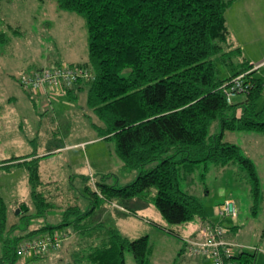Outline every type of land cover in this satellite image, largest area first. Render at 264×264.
Segmentation results:
<instances>
[{
	"label": "trees",
	"instance_id": "trees-1",
	"mask_svg": "<svg viewBox=\"0 0 264 264\" xmlns=\"http://www.w3.org/2000/svg\"><path fill=\"white\" fill-rule=\"evenodd\" d=\"M53 1L59 10L80 15L87 32L86 62L53 65L80 67L90 74L65 89L64 96L73 97L74 88L86 90V105L101 124L91 123V127L100 138L114 140L124 170L137 171L136 178L121 188L99 185L97 193L103 199L144 198L154 190V206L169 224L194 218L206 221L208 213L198 198L180 188V174H192L199 164L236 163L254 202H259L260 184L253 163L240 155L238 146L222 142L224 131L264 135V105L259 106L264 85L250 71L252 64L241 57L240 49L229 43L225 12L232 0ZM233 60L236 68L231 75L220 77L218 63L229 65ZM248 71L249 92L240 94L241 101L233 99L228 104L222 85ZM18 84L25 94L34 95L19 80ZM216 120L220 131L210 134ZM34 156L8 161L27 171L32 210L17 213L20 227L13 225L8 231L20 234L2 240L3 260L14 264L21 258L16 254L20 242L67 226L70 230L64 232L75 235L69 264H124L125 250L136 264H148L147 236L128 239L101 221H88L90 211L69 208L56 227L28 230L30 219L45 220L55 209L41 180V157ZM91 194L95 200L100 198ZM6 225V205L0 196V238ZM45 255H33L28 261ZM234 258L237 264H254L253 255L246 252Z\"/></svg>",
	"mask_w": 264,
	"mask_h": 264
},
{
	"label": "rangeland",
	"instance_id": "rangeland-1",
	"mask_svg": "<svg viewBox=\"0 0 264 264\" xmlns=\"http://www.w3.org/2000/svg\"><path fill=\"white\" fill-rule=\"evenodd\" d=\"M244 23L249 25L248 21ZM15 29L17 33L13 32ZM0 33L3 34L0 36V196L7 213L6 233L0 238V264H8L2 259V240L20 234L16 230L8 231L13 225L20 227L17 210L23 204L28 212L32 208L25 167H4L2 163L33 154L41 157V180L47 184L48 200L55 209L45 220L30 219L28 230L47 225L56 227L63 213L75 207L82 213L90 211L88 221H101L128 239L147 236L148 264H188V260L197 258L184 250L180 254L179 250L183 240L198 231V218L183 224H169L154 206V190L144 198L113 202L97 193L101 184L117 188L129 184L136 178L137 171L124 170L115 154L114 140L100 138L91 127V123L101 124L86 105V90L76 99H69L63 93L47 99L41 93L28 96L19 87L18 80L23 73H33L57 63L77 65L87 61L84 19L77 13L59 10L53 0H2ZM258 64L254 71L264 65V60ZM235 65V60L229 65L218 63L220 77L232 72ZM259 75H264V67ZM242 98L238 95L234 100ZM263 105L264 96L259 101V106ZM219 131L216 120L210 126V134ZM222 142L238 146L240 155L253 163L260 184L259 202H254L249 184L242 177L244 173L236 163L199 164L192 174H180V188L197 197L205 210L213 213L212 221L220 220L227 227L232 220L218 218L216 206L225 199L233 200L237 206L238 230L234 236L229 234L233 239L228 240L241 246L234 249L236 254L246 252L254 257L257 253L254 262L264 264V135L224 131ZM73 144L78 145L72 147ZM66 146L70 148L64 149ZM56 148L61 150L45 153ZM92 192L100 198L95 200ZM61 228L70 230L67 226ZM74 241L75 235L71 233L57 251L47 253L44 259L25 263L31 259L26 257L17 259L14 264H69ZM245 241L261 248L240 244ZM124 264H136L128 250L124 251Z\"/></svg>",
	"mask_w": 264,
	"mask_h": 264
},
{
	"label": "built area",
	"instance_id": "built-area-1",
	"mask_svg": "<svg viewBox=\"0 0 264 264\" xmlns=\"http://www.w3.org/2000/svg\"><path fill=\"white\" fill-rule=\"evenodd\" d=\"M260 65L252 64L250 71ZM230 77L221 89L226 102L231 104L233 99L240 94H247L251 88L246 75L250 72ZM90 74L80 67L69 68L67 65L57 67H45L31 75H22L19 79L20 86L33 94L41 93L47 99L65 93V89L71 88L80 78H89ZM218 218L236 220L238 212L236 203L231 199H225L216 206ZM228 227L220 220L203 221L195 235L183 240V250L193 256L209 259L210 264H237L235 260V248L241 246L228 242L226 239ZM66 232L54 230L51 233L35 236L20 242L16 254L21 258L33 255L47 254L57 251L67 239ZM241 253V252H240Z\"/></svg>",
	"mask_w": 264,
	"mask_h": 264
},
{
	"label": "crops",
	"instance_id": "crops-1",
	"mask_svg": "<svg viewBox=\"0 0 264 264\" xmlns=\"http://www.w3.org/2000/svg\"><path fill=\"white\" fill-rule=\"evenodd\" d=\"M225 20L226 27L229 32V43L233 48H239L241 51V57L246 60L249 64H258L264 60V0H232L229 7L225 12ZM244 21H248L249 25L246 26ZM260 49V50H259ZM259 51V52H256ZM263 51V52H261ZM264 67L261 66L257 71L254 72V76L259 78L264 85V75H259L260 69ZM231 72H228L225 76H230ZM83 90H78L77 88L73 89V97L76 99L78 94ZM264 96L261 97V99ZM73 97H68L69 99ZM235 101V100H234ZM241 101V100H240ZM238 102V101H235ZM97 139V138H96ZM80 144V143H79ZM81 143L80 145H83ZM78 144H73V146H77ZM70 146L64 147V149H68ZM61 150L60 148L52 149L50 151H46L45 153L52 151ZM4 166H11V162H4ZM123 168V167H122ZM208 221H212L211 216L213 213L208 212ZM200 221V220H199ZM203 221H200V224ZM222 223V222H221ZM38 228V227H37ZM237 225L236 220H232L231 226L228 227L226 239L232 240L234 234H237ZM229 234L232 236L228 237ZM232 237V238H231ZM182 243V240H181ZM232 243V242H231ZM244 244L251 247L261 248L260 245H255L254 243L248 242H240V244ZM182 245V244H181ZM258 250V249H257ZM180 254L183 253V247L180 248ZM264 253V250H262ZM236 253V252H235ZM253 255V254H252ZM257 256V253L254 255ZM207 258H193L188 260V264H210V261L206 260ZM28 261V260H27ZM25 261V263L27 262ZM254 264H257L254 262Z\"/></svg>",
	"mask_w": 264,
	"mask_h": 264
},
{
	"label": "water",
	"instance_id": "water-1",
	"mask_svg": "<svg viewBox=\"0 0 264 264\" xmlns=\"http://www.w3.org/2000/svg\"><path fill=\"white\" fill-rule=\"evenodd\" d=\"M27 210V207L23 204L20 206V209L17 210V213L20 211V212H25Z\"/></svg>",
	"mask_w": 264,
	"mask_h": 264
}]
</instances>
